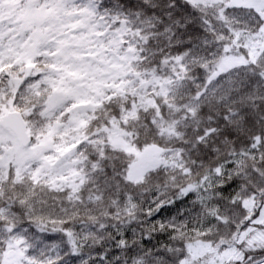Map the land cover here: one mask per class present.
Instances as JSON below:
<instances>
[{
    "label": "snow or ice",
    "instance_id": "6c2138e0",
    "mask_svg": "<svg viewBox=\"0 0 264 264\" xmlns=\"http://www.w3.org/2000/svg\"><path fill=\"white\" fill-rule=\"evenodd\" d=\"M0 264H264V0H0Z\"/></svg>",
    "mask_w": 264,
    "mask_h": 264
}]
</instances>
